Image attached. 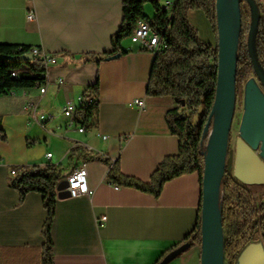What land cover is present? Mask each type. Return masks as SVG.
Segmentation results:
<instances>
[{"label": "crops", "instance_id": "1", "mask_svg": "<svg viewBox=\"0 0 264 264\" xmlns=\"http://www.w3.org/2000/svg\"><path fill=\"white\" fill-rule=\"evenodd\" d=\"M166 1L171 0L161 3ZM121 2L0 0V44L36 47L56 60L47 66L44 94L33 88L0 96V129L5 135L0 140V264H41L46 216L41 196L29 193L19 204L18 194L7 186L11 167L21 165L60 166L64 181L73 167L83 164L93 191L75 198L68 197L66 189L57 192L50 229L53 264H160L195 226L201 202L197 173L167 181L154 198L110 184L105 179L108 166L87 159H118L123 174L147 182L164 157L178 153V139L166 122L174 100L145 95L152 53L127 38L121 42L125 54L99 64L86 62L89 54L111 50L110 38L122 21ZM30 11L33 19L28 18ZM152 11L145 5L146 16L152 17ZM187 18L198 37L214 46L203 13L192 10ZM96 79L98 126L78 133L62 108L67 102L77 107L78 98ZM135 100H143L145 107H137ZM75 146L85 150L82 156L72 151ZM102 216L105 222L97 225ZM164 264H200V246Z\"/></svg>", "mask_w": 264, "mask_h": 264}, {"label": "trees", "instance_id": "2", "mask_svg": "<svg viewBox=\"0 0 264 264\" xmlns=\"http://www.w3.org/2000/svg\"><path fill=\"white\" fill-rule=\"evenodd\" d=\"M216 0H173L170 8L161 0H122V21L119 30L110 38L111 50L99 54H89L86 62L99 64L115 55H123L121 42L130 37L136 21H148L165 43V49L154 54L149 72L145 95L148 97H171L175 107L166 114L167 126L178 139V153L166 156L151 174L149 181L125 175L121 172L118 159L91 155L90 161H99L108 166L105 179L117 187L132 188L158 198L163 185L176 177L197 173L201 186L204 166L205 142L210 123L209 115L213 106L217 76V36ZM260 15L253 32L252 51L257 66L264 75V9L260 0H254ZM153 10L150 18L144 7ZM241 26L236 48V94L251 77L255 78L264 93V86L257 78L247 48L248 31L251 24L250 6L247 0H239ZM203 13L209 22L216 42L212 46L202 41L195 27L189 22V11ZM31 47L23 45L0 44V96L17 90L40 88L46 83L47 68L43 60L32 57ZM30 55L31 60L22 57ZM98 79L88 85L82 94L89 96L90 103L83 102L76 107L74 121L84 131L98 126ZM196 118L193 122V118ZM209 125L205 130V126ZM230 138V134H229ZM5 135L0 129V140ZM82 156L85 150L75 146L72 150ZM228 149V157L231 158ZM13 175L8 176L7 186L18 194L21 204L27 194L41 196L42 207L46 213L41 227L43 238L41 264H53L51 224L55 213L57 186L63 179V169L51 163L40 165H21L11 167ZM221 221L224 232V262L236 264L240 252L260 234L264 245V202L253 195L248 188L232 176L230 164L220 184ZM200 206L192 231L175 248L186 245L189 249L200 246ZM159 264V263H157Z\"/></svg>", "mask_w": 264, "mask_h": 264}, {"label": "water", "instance_id": "3", "mask_svg": "<svg viewBox=\"0 0 264 264\" xmlns=\"http://www.w3.org/2000/svg\"><path fill=\"white\" fill-rule=\"evenodd\" d=\"M251 12L248 31V53L259 81L264 86V75L254 59L253 32L259 11L254 0H247ZM217 76L213 106L205 130L204 166L201 179L200 202V264H224V232L221 221L220 184L226 173L229 134L236 101V48L241 16L239 0H216ZM118 56V55H115ZM113 56V57H115ZM111 57V58H113ZM31 60L30 55L22 57ZM232 176L248 188L264 183V93L255 78H249L243 89V113L239 125V138L231 166ZM61 181L57 190L66 189ZM249 189V188H248ZM252 193V192H251ZM186 249V245L173 250L160 264ZM236 264H264V245L252 241L240 252Z\"/></svg>", "mask_w": 264, "mask_h": 264}, {"label": "built area", "instance_id": "4", "mask_svg": "<svg viewBox=\"0 0 264 264\" xmlns=\"http://www.w3.org/2000/svg\"><path fill=\"white\" fill-rule=\"evenodd\" d=\"M31 1V0H28ZM173 4V1H166L163 3V5L167 8H170ZM29 19L34 18L33 11H30L28 14ZM133 42L137 43L139 48L141 50L148 51L152 53L153 55L165 49L166 45L161 39L160 35L152 30L150 27V23L148 21L146 22H139V19L136 21L134 28L131 32V35L129 37ZM30 54L32 57L39 58L44 61L46 68L48 65L55 64L56 60L52 55H48L44 53L41 49H38L36 47L31 48ZM58 83H62L61 80H58ZM47 82L44 86L38 88L40 94H44L46 90ZM83 102L90 103L91 99L89 96H80L78 98V105L82 104ZM134 104L139 107L140 109H143L145 107L143 100H135ZM76 111V106L72 102H67L64 107L62 108V114L64 117L70 120V124L74 123V113ZM33 119L35 120L36 117L33 116ZM44 116H40L39 120H44ZM77 132L78 133H84V129L77 125ZM104 138V137H103ZM105 139V138H104ZM46 158L50 159L51 154H46ZM11 175L14 174V172L11 170ZM64 181L66 182L67 188V196L70 198L80 197V196H91L93 191L89 189L87 185V175L86 170L84 168V165H78L76 167H73L68 174L65 176ZM106 220L105 216H102L100 218H97L96 223L97 225H101Z\"/></svg>", "mask_w": 264, "mask_h": 264}, {"label": "rangeland", "instance_id": "5", "mask_svg": "<svg viewBox=\"0 0 264 264\" xmlns=\"http://www.w3.org/2000/svg\"><path fill=\"white\" fill-rule=\"evenodd\" d=\"M260 3L264 9V0H260ZM161 4L163 5V3H161ZM148 15L152 16L153 11L151 13H149ZM259 15H260V13H259ZM251 78H253V77H251ZM243 89H244V87H243ZM243 89H242V91H243ZM242 113H243V92H242V95H239V92H238L236 94L235 109H234V115H233V119H232L231 130H230V138H229V142H228V149L232 153L231 158H227V165L230 164V169L232 166V159H233L234 151H235V143H236V140L239 138V125L241 122ZM195 120H196V118L194 117L193 122H195ZM249 190L259 200L264 202V189H262V190L249 189ZM252 239H253V241H260V239H261L260 234L256 233ZM224 264H226V263L224 262Z\"/></svg>", "mask_w": 264, "mask_h": 264}, {"label": "bare ground", "instance_id": "6", "mask_svg": "<svg viewBox=\"0 0 264 264\" xmlns=\"http://www.w3.org/2000/svg\"><path fill=\"white\" fill-rule=\"evenodd\" d=\"M139 22H146V21H139ZM248 188L249 189L262 190V189H264V183L250 185Z\"/></svg>", "mask_w": 264, "mask_h": 264}, {"label": "flooded vegetation", "instance_id": "7", "mask_svg": "<svg viewBox=\"0 0 264 264\" xmlns=\"http://www.w3.org/2000/svg\"><path fill=\"white\" fill-rule=\"evenodd\" d=\"M251 192V191H250ZM253 194V193H252Z\"/></svg>", "mask_w": 264, "mask_h": 264}]
</instances>
